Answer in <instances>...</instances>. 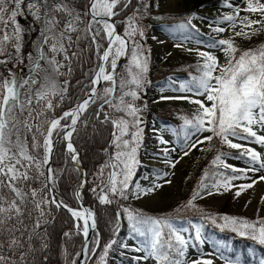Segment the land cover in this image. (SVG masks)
<instances>
[{"label":"snow or ice","instance_id":"obj_1","mask_svg":"<svg viewBox=\"0 0 264 264\" xmlns=\"http://www.w3.org/2000/svg\"><path fill=\"white\" fill-rule=\"evenodd\" d=\"M242 2L246 3V8L241 9L239 5H233L226 0L224 6L232 8L233 11L231 14L224 15L218 23L227 22L232 35L215 40L208 45L224 53V62L221 63L219 57L211 52L195 50L201 58V62L197 65L199 75L193 76L191 82L181 83L177 89L192 95L163 97V99L188 100L197 105L194 118H184V125L192 130V135L210 133L203 139L198 138L189 144L183 153L184 156L189 155V150L196 148L199 144L206 142L211 144L215 138L222 145L241 150L242 156L249 157L253 163L259 162V167L264 169L261 153L233 142L234 139L251 138L264 147V134H258L264 132V44L241 49L236 42L237 37L251 40L254 36L264 33V3L261 0H242ZM131 3L132 0H87L85 11L82 13L64 3L63 0L53 4H49V0H40V2L26 5L27 10L37 21L41 20L40 12L41 8H44V27L41 31L44 39L37 49L36 57H29L33 61V67L29 69L31 74L26 79H17L14 74L10 77L0 75V264H26L27 257L38 250L32 246L34 239L40 241V251L48 247L46 230L41 233L38 229L50 222L47 218L49 204H55L57 208H67L72 217L82 221V224L77 223L75 227L85 238L82 255L90 254L88 237L90 230L97 228L96 214L91 209L73 210L62 201L56 200L53 195L56 175L50 163L54 145L61 141H68L67 151L77 165L80 163L78 153L70 141L81 114L89 108L90 104L95 103L97 98L103 101L100 106L101 111L104 105H108L114 109V112L124 114L117 116L105 113L104 116V122L110 123L113 127L111 143L115 151L114 155L110 154L106 163L99 169L97 187L100 191L97 192V188L92 189L96 193L98 202L102 205H110L114 202L110 199V195L126 200L130 195L139 198L142 194L148 195L155 190V188H143L139 184L131 183L139 164L137 156L143 132L140 127L143 121L138 115L142 109L134 103L140 97L138 91L133 90L131 86L142 89L149 70L146 54L149 50L135 39L137 36H144L143 29L136 25L141 18L138 16L141 8L145 11L147 9L146 0H142L141 8H137L132 16L127 18L122 35L117 32V24L113 22V18L128 8ZM23 4L24 0H0V25L3 26L0 27V33H2L0 34V56L11 57L12 53L8 51L11 47L17 53L15 60L19 62H22L20 53L24 29L17 17L24 14L21 9ZM118 6L119 11H117ZM241 11L259 15L260 18L241 17ZM55 13L62 15L57 19ZM9 26L11 31H7ZM181 27L184 26L181 25ZM237 27L239 31H236ZM228 28L216 27L214 31L223 33ZM72 33H77L75 40ZM87 39H90L91 44L95 46L96 55L103 63L95 71L91 81V91L86 93V98L82 102L78 101L73 110L56 116L53 114L54 109L64 100L68 82L65 81L64 86H60L53 78L68 75L72 71L69 66L67 72H62L61 69L65 67V64L57 60L56 55L62 53L63 60L70 64L72 57H76L78 53L72 52L69 56V50L78 41ZM50 40L52 41L50 52L53 54L51 57L43 50ZM105 40L108 46L101 52L102 42ZM188 51L194 50L188 49ZM129 55L130 64L125 70L127 76L121 78L118 84L119 102L113 103V94L117 89L114 74H116L118 61ZM42 61L47 67L43 69L46 75L44 81L40 83L37 77L41 71ZM6 63L7 60H0V64ZM102 80L110 82L112 86L103 88V94L99 95L96 86ZM37 83H40V87L33 91L32 86ZM126 96L132 99L126 101L124 99ZM192 97H202V99ZM55 98H58L56 103H54ZM62 121H64L63 124ZM185 136L188 137V132H185ZM160 142L168 143L162 138ZM221 155L223 153L215 157L212 161L213 165L219 164L234 172H245L243 169H236L225 163ZM171 166L175 167V163ZM248 170L256 171L257 169ZM83 175L82 173V177ZM239 178V176L225 178L220 182H213L211 187L204 184L202 179L187 206L194 207L192 202L202 195L204 189H207L208 194L211 195L213 188L217 191L220 189L228 191L232 187H237L235 196L239 197L244 191L254 187L253 183L233 185L232 181ZM260 180H264V176H261ZM29 181H39L41 187L32 188ZM84 183L85 181L81 179L78 187H83ZM130 187L135 188V193L129 191ZM80 197L81 193L77 191L76 198L80 199ZM34 211L38 213V216L29 232L24 220L31 218ZM124 212L127 213L134 232L145 237L150 235L149 254L155 256L160 264H186L183 260L172 258L173 251L180 257L185 256V248L188 245L185 238L168 219L145 216L127 207L124 208ZM221 219L239 236L264 245V218L251 221L225 215ZM215 222L213 218L212 223ZM165 228L170 229L168 235L174 236L175 244L169 239H164ZM18 232L21 235H16ZM24 233H28L26 250L22 239ZM71 235L72 233H64L65 237L70 238ZM195 238L197 240L201 238L199 227L196 228ZM115 242L112 240L106 244L104 254L100 256V264H104L108 249ZM92 243L94 247L98 246V241ZM6 249L11 255L3 254ZM65 255L67 256V252ZM16 256L18 259L15 258ZM224 259L225 264H241L238 259ZM71 264H76L75 260ZM85 264H87L86 261ZM192 264H214V262L210 259H196L192 261ZM260 264H264V260H261Z\"/></svg>","mask_w":264,"mask_h":264},{"label":"trees","instance_id":"obj_2","mask_svg":"<svg viewBox=\"0 0 264 264\" xmlns=\"http://www.w3.org/2000/svg\"><path fill=\"white\" fill-rule=\"evenodd\" d=\"M155 1L156 0H146L148 6L145 11L141 8L142 0H132V3L128 8L119 12V15L113 18L114 22L117 24L118 31L123 34L127 18L132 16L133 12L136 11L137 8H141L140 13H138V16L141 18L138 19L136 26L142 28L144 31V44L145 49L149 50L146 52L149 62L156 56L147 44L149 39L148 36L154 30L165 34L171 39L188 37L207 45L216 40L214 36H209L206 30L195 27L190 22L188 19V15L190 13L189 11H182L177 14L153 12L156 10ZM34 2H40V0H24V4L21 5V9L24 14L17 17L18 22L24 29L22 49L20 53L22 56V62L15 60L17 53L11 47L8 49V51L12 53L11 57H8L7 55L0 56V60H7L6 64H0V75L4 77H10L14 74L17 79L22 80L26 79L31 74L29 69L32 68L33 61L30 60L29 57H36L37 49L41 46L44 39L41 35V31L44 27V8H41L40 12L41 20L37 21L26 7L27 4ZM60 2L61 0H49V4ZM63 2L76 8L78 12L82 13L85 11V4L87 3V0H63ZM224 2V0H193L191 11L200 7L223 5ZM117 11H119V6ZM55 15L57 16V19H59L62 14L55 13ZM201 15L206 18H219L207 13H202ZM181 25L184 27H181ZM80 26L83 27V25ZM0 27L3 26L0 25ZM60 27H63V23ZM7 31H11V26H9ZM76 35L77 33H72L73 40H75ZM135 39L138 41L140 37L137 36ZM102 43L104 45L106 40ZM51 44L52 41L50 40L49 44L45 45L43 48L44 52L49 57L53 55L50 52ZM237 44L241 49L257 47L260 44H264V34L250 43ZM72 52H77L78 55L76 57H72L70 64L68 61L63 60L62 53L56 55V59L65 64V67L61 69L62 72H67V68L69 66L72 69L71 73L68 75L56 76L53 78L60 86H64L65 81L68 82L67 93L64 100L59 102L58 106L54 109L53 114L56 116H59L62 111L69 109L91 88V80L99 62V57L95 52V46L91 44L90 39L78 41L69 50V56H71ZM128 57L129 56H126L124 63L120 66L115 76L117 80V89L113 94L114 97L120 92L118 84L119 80L125 73ZM43 64L45 63L43 62ZM197 65V62L187 61L173 64L169 67V69L178 70L180 75L187 79L188 83L191 82V78L193 76L199 75ZM43 69V66H41V71L39 72V75H41V79L39 80L40 83L44 81V77L46 75ZM167 69L159 68L158 70L160 73L158 75L147 72L146 87H148V85H153L158 88L163 87L167 81ZM40 83L32 86L33 91L40 87ZM108 83L109 82H104L101 84L98 94ZM57 101L58 98H55L54 103ZM138 101H140V103L144 102V104L141 103L143 113H152L153 109L151 110L147 108L148 106L146 105L145 99L140 97ZM102 103L103 101L97 98L95 103L90 104L89 108L81 114L80 119L75 126L76 131L73 133L71 138L79 156V164L83 168L85 175V184L80 191V199L84 204L93 209L97 220V228L92 232L89 241L88 250L90 257L87 260V264H100V256L104 254L103 250L106 244L115 240V244L108 249L107 255L104 259V264H111V255L116 253L117 248H123L121 242L128 235H130L141 247L149 251L150 235L148 237L140 236L138 233L133 231L132 226L128 221L127 213L124 212L125 207L129 208L133 212L142 213L145 216L168 219L175 229L181 227L186 228L188 235L197 247L199 240H197L194 236L193 223L198 222L200 224V232L203 239L207 241L211 247L219 250L229 259H238L244 264H260L261 260H264V245H260L256 241L239 236L236 232L231 230V226H226L225 221L221 219V217L225 215L248 219L251 221L264 217L258 218L254 215L246 216L231 213L227 210L228 202H224L217 210H214L203 203L194 201L192 202L195 205L194 207L187 206L188 202L191 200V194L198 189L202 179L204 183H213L225 178L239 176L241 174L240 171L234 172L231 169L223 168V166L212 164V161L218 154L225 152V150L221 147V144L215 138L203 154L198 157L194 171L187 176L183 199L176 201L174 205H172L163 214H151L138 209L136 205L131 202L132 195H130L126 200L118 197H112L110 195V199H113L114 201L112 204H100L97 200L96 193H94L92 189L97 188V192L100 191L97 187L99 184V169L103 167L107 158L110 154L112 155L113 152V146L111 143L112 137L107 151V142L110 139L113 127L110 123L104 122V116L105 113L118 115V112H114V109L110 108L108 105H104L103 110L101 111L100 106ZM62 123H64V121H62ZM171 123L174 125L176 136L181 135L183 138H186L185 132H188L189 136L191 129L185 127L184 120L183 124L179 126L173 121H171ZM146 126H148V123L143 127V133L147 131ZM148 137L152 140L157 139L156 136ZM69 155L70 153L64 148V143L62 141L55 144L50 163V166L54 169V174L56 175L54 191L65 204L73 208H78L75 191L79 188L78 185L80 184L81 176L80 172L77 171V168L70 162ZM234 155L250 161L249 157L242 156L240 153H236ZM148 168L151 169V172L153 173L152 169L154 168ZM107 171L108 170L106 169L105 172L107 173ZM205 173H207V177H205ZM144 174L145 172L143 170V166L140 163L136 168L131 183L134 184L135 179L143 176ZM29 183L32 188L39 189L41 187L39 181H29ZM132 190L133 187H130L129 191L132 192ZM47 210L49 211L47 218L50 222L42 226L38 229V231L44 233L46 230L48 247L43 251H40V241L38 239H34L32 246L38 250L27 257L26 264H71L73 260L76 262L77 255L82 244V235L77 231L74 225L75 220L67 211L62 208H57L55 204L47 205ZM37 216L38 213L34 211L31 218H26L24 220L25 225L28 226L29 232L31 231V226L35 222V218ZM213 218L216 221L215 223H212ZM77 223H81V221H77ZM66 232L72 233L70 238L64 236V233ZM169 232L170 229H164V239H169L173 244H175L174 236H169ZM16 235L19 236L21 233L18 232ZM27 236L28 233H24L22 236L25 243V250L28 248ZM5 239H7V237H5ZM93 241H98L97 247L93 246ZM66 252L67 256L65 255ZM3 254L6 256L11 255L7 249ZM15 258L18 259V256ZM153 258L156 260V264H160V261H158L155 256H153ZM172 258L179 259L180 256L173 251ZM126 259L128 262H132L131 258L127 257Z\"/></svg>","mask_w":264,"mask_h":264},{"label":"rangeland","instance_id":"obj_3","mask_svg":"<svg viewBox=\"0 0 264 264\" xmlns=\"http://www.w3.org/2000/svg\"><path fill=\"white\" fill-rule=\"evenodd\" d=\"M224 1L226 3V0ZM192 2L193 0H156V10H154L153 12L177 14L182 11H189L190 13L188 15V19L190 20V22L195 27L206 30L208 32V35L214 36L216 40L221 38H228L232 35V30L231 28H228L227 22L223 24L218 23V21L221 20L224 15L232 13V8L225 7L224 4L211 7H200L191 11ZM228 2L232 3L233 5H239L241 9L246 8L247 6L246 3L242 2V0H228ZM261 2L264 3V0H261ZM202 13H207L219 18H206L201 15ZM240 16H251L252 19L260 18L259 15H253L245 11H241ZM216 27H225L228 28V30L223 33H217L216 31H214ZM239 30V27H237L236 31ZM263 34L264 33L254 36L251 40H245L243 38L237 37L236 42L250 43ZM148 37L149 39L147 41V44L156 54L154 59H152L149 62L150 64H148V72L150 74L158 75L160 73V71L158 70L159 68H168L166 70L167 81L166 84L161 88L153 85H148V87H146V82L144 83L142 89H135V86H131L133 90L138 91L139 97L145 99L146 105L148 106L147 108L151 110L153 109L152 113H143L141 111L138 114L143 121V123L140 125L142 129L145 124L148 123V126H146L147 131L145 133L142 132V141L140 147L138 148L137 156L139 164H143V170L145 171V174L144 176L136 178L133 185L139 184L143 188H155V190L151 194H142L139 198H136L134 195H132L131 202L136 205L138 209L144 212H148L151 214H163L172 205H174L176 201L183 199L184 188L186 187L185 181L187 176L194 171L198 157L203 154L207 147L210 146V144H208L207 142L205 144H199L196 148L189 150V155H183L186 147L189 144L195 142L198 138L203 139L204 136L210 135V133L204 132L203 134L192 135L191 130L189 136L186 138H183V136L181 135V137L176 136L174 125L171 123V121L178 124L179 126L183 124L184 118L193 119L197 105L190 103L188 100L163 99V97L192 95L191 93H183L177 90L181 83H187V79L185 77H182L179 74L178 70L169 69V67L173 64L192 60L198 63L201 62V58L197 55L195 50L211 52L212 54L219 57L221 63L224 62V53L216 48H210L208 45H205L193 39H170L155 30L151 34H149ZM144 38L145 36L140 37L137 42L142 44L145 48ZM177 45L180 46L178 47ZM188 49H193L194 51L189 52ZM125 58L126 57H124V60ZM124 60L122 64L124 63ZM129 64L130 55L127 59L125 70L129 66ZM41 66H43V68H46V65L43 64V62L41 63ZM108 71H110V69H108ZM124 76H127L126 71L123 77ZM37 79L39 81L41 79V75H39ZM110 86H112L110 82L105 85V87ZM102 94L103 89L99 92V95ZM119 96L120 92L115 97L113 96V103L119 102ZM192 98L202 99V97ZM124 99L126 101H130L132 98L130 96H126ZM134 103L137 107L140 108L141 105L144 104V102H141V104L138 100H136ZM122 115H124L122 112H118L117 116ZM258 134H264V132H259ZM148 135L157 136L158 139L152 140L148 137ZM161 138L168 141V143L162 144L160 142ZM233 142L240 143L245 147L254 149L255 151L261 153V158L264 159V147H261L259 144L255 143L251 138L248 140L234 139ZM221 146L226 152L221 155V159L225 163L234 166L236 169L245 170V172H241V174L239 175V179L232 181L233 185L238 186L241 184L253 183L254 187L244 191L239 197L235 196V192L238 190L237 187H232L228 191H224L223 189L217 191L213 188L211 189L213 193L211 195L208 194L207 189H204L202 195L194 200V202L203 203L214 210L219 209L224 202H228L227 210L231 213L242 214L246 216L254 215L258 218L264 217V201H262V198H264V180H260V177L264 176V169H261L259 167V162L253 163L239 156L233 155V153L235 152L241 153V150L231 149L227 145L221 144ZM159 149L162 150L158 151ZM114 151L115 150L113 148L112 155H114ZM165 151H167V155H165ZM172 163H175V167L171 166ZM149 166L154 168L152 169L153 173L148 168ZM250 168H256L257 170L249 171L248 169ZM168 181H170V183ZM204 184L209 185V187H211L212 185V183L208 182ZM156 185H160V187H155ZM196 191H194L193 193H195ZM132 193H135L134 187ZM192 194L191 196L193 197L194 194ZM197 227L200 228L199 223H193L194 236H196ZM176 230L185 238L188 245L185 248V256L180 257L179 260L185 261L186 264H192V261L196 259H210L214 262V264H225L224 258L228 257L223 255L219 250L211 247L208 242L203 239L202 235L199 239L197 247L193 243L191 237L188 235L184 227L176 228ZM121 244L123 248H117L116 253L111 255V264H156V260L152 255L149 254V251L141 247L132 239L131 236L125 238L121 242ZM127 257L131 258L132 262H128L126 259ZM241 264L243 263L241 262Z\"/></svg>","mask_w":264,"mask_h":264},{"label":"water","instance_id":"obj_4","mask_svg":"<svg viewBox=\"0 0 264 264\" xmlns=\"http://www.w3.org/2000/svg\"><path fill=\"white\" fill-rule=\"evenodd\" d=\"M114 22V21H113ZM117 32L118 33H120L119 31H118V29H117ZM121 34V33H120ZM122 35V34H121ZM107 47V42L105 43V45L103 46V48H106ZM103 48L101 49V52L103 51ZM123 60H124V57H122V58H120L119 59V61H118V67H117V69H116V73H117V71H118V69H119V67H120V65L122 64V62H123ZM103 63V61H101L100 59H99V62H98V64H97V68H96V70L98 69V66L100 65V64H102ZM110 72V71H109ZM95 75V74H94ZM114 75H116V74H114ZM93 78H94V76H93ZM92 78V79H93ZM102 82H104L103 80L100 82V84L99 85H97L96 87H97V91H98V89H99V87H100V85L102 84ZM91 91V88L86 92V93H88V92H90ZM86 93L78 100L79 102H82L83 101V99H85L86 98ZM77 101V102H78ZM77 102L72 106V109H70V110H68V111H71V110H73L74 108H75V106H76V104H77ZM63 112H65V111H63ZM62 112V113H63ZM62 113L60 114V115H62ZM59 115V116H60ZM80 119V118H79ZM69 120H70V118H69ZM79 121V120H78ZM112 131H113V129L111 130V133H112ZM110 137H111V135H110ZM64 142V147H65V149L67 150V147H66V144H67V142L68 141H63ZM72 144H73V142L72 141H70ZM109 144H110V139L108 140V142H107V150H108V146H109ZM54 147H55V145H54ZM73 147L75 148V145L73 144ZM76 149V148H75ZM69 160H70V162L77 168V169H79V172H80V176H81V179H83L84 181H85V175H83V177H82V173L84 174V170H83V168L80 166V164H76L73 160H72V158H71V154H70V156H69ZM85 184V183H84ZM84 186V185H83ZM83 187H79V188H77L76 189V191H75V195H76V192L77 191H81V189H82ZM53 195L55 196V198H56V200L57 201H61L60 200V198L57 196V194H56V192L54 191L53 192ZM77 199V198H76ZM77 201H78V205H79V208L77 209V208H72L73 210H79V211H84L85 209H91V210H93L92 208H90L88 205H86V204H84L82 201H81V199H77ZM63 202V201H62ZM63 204H65L64 202H63ZM68 206V205H67ZM69 207V206H68ZM62 209H64V210H66L70 215H71V213L67 210V208H64V207H61ZM71 208V207H70ZM72 216V215H71ZM74 218V217H73ZM76 224V223H75ZM94 230H90V232H89V237H88V240H90V237H91V234H92V232H93ZM81 234H82V232H80ZM84 242H85V238L83 237V235H82V244H81V247H80V250H79V252H78V254H79V258H77V260H76V264H85V261H86V256H84V255H82V247H83V245H84ZM89 245V244H88ZM78 256V255H77Z\"/></svg>","mask_w":264,"mask_h":264},{"label":"bare ground","instance_id":"obj_5","mask_svg":"<svg viewBox=\"0 0 264 264\" xmlns=\"http://www.w3.org/2000/svg\"><path fill=\"white\" fill-rule=\"evenodd\" d=\"M108 46V45H107ZM79 211V210H78Z\"/></svg>","mask_w":264,"mask_h":264}]
</instances>
